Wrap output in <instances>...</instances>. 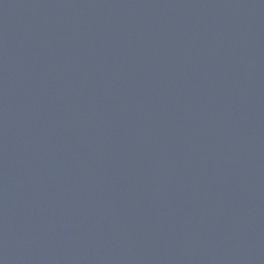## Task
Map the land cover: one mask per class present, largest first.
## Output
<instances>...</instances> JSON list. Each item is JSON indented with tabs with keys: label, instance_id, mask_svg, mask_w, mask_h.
I'll return each instance as SVG.
<instances>
[{
	"label": "water",
	"instance_id": "1",
	"mask_svg": "<svg viewBox=\"0 0 264 264\" xmlns=\"http://www.w3.org/2000/svg\"><path fill=\"white\" fill-rule=\"evenodd\" d=\"M0 264H264V0H0Z\"/></svg>",
	"mask_w": 264,
	"mask_h": 264
}]
</instances>
